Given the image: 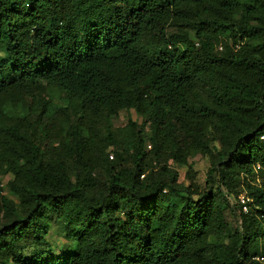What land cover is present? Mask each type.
<instances>
[{"label":"trees","instance_id":"16d2710c","mask_svg":"<svg viewBox=\"0 0 264 264\" xmlns=\"http://www.w3.org/2000/svg\"><path fill=\"white\" fill-rule=\"evenodd\" d=\"M1 174L0 264H264V0H0Z\"/></svg>","mask_w":264,"mask_h":264},{"label":"rangeland","instance_id":"374dc122","mask_svg":"<svg viewBox=\"0 0 264 264\" xmlns=\"http://www.w3.org/2000/svg\"><path fill=\"white\" fill-rule=\"evenodd\" d=\"M195 38L192 35V39ZM49 98L58 104L65 105V102L62 98H60L56 93L51 92L49 94ZM132 119L138 123L142 122V118L135 113V111H122L115 120L114 126L116 128L125 127L128 124V120ZM216 136L213 132L210 131V140L211 146L220 147L219 142L215 139ZM150 148V146H149ZM113 148H109L106 152L110 153V160L115 157L114 153L112 152ZM172 168L178 172L179 174V183L184 184L187 187H191V189L198 188L201 191L206 190V178L211 166L210 159L208 157H204L200 154L194 155L190 157L186 164L184 165H177L171 163ZM12 179L10 174L8 175H0V180L4 186L5 193L8 194L7 191V184L9 180ZM225 193H227L226 189H223ZM241 195H246L242 193ZM240 195V196H241ZM13 199V198H11ZM15 199V198H14ZM227 199L230 202L231 206L236 205L239 203V198H236L233 195L227 194ZM226 219L234 226L237 227L240 225L237 218L231 214L230 209L225 210ZM48 230L49 234L47 235V241L52 246L53 250L58 254L68 248V240L64 236L62 229L59 225V222L53 218L48 221Z\"/></svg>","mask_w":264,"mask_h":264},{"label":"built area","instance_id":"2783aa9c","mask_svg":"<svg viewBox=\"0 0 264 264\" xmlns=\"http://www.w3.org/2000/svg\"><path fill=\"white\" fill-rule=\"evenodd\" d=\"M220 49H222V48H220ZM249 202H250V199L246 195L239 196V203L242 206V210L244 213H248V211H249V206H248ZM257 259L263 260L264 258L261 257V258H257Z\"/></svg>","mask_w":264,"mask_h":264}]
</instances>
